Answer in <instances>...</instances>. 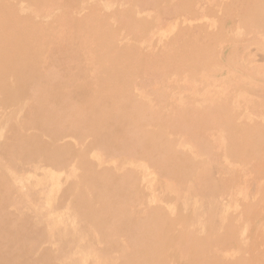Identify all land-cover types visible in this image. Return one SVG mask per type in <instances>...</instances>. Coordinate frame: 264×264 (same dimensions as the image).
<instances>
[{"label":"rangeland","instance_id":"1","mask_svg":"<svg viewBox=\"0 0 264 264\" xmlns=\"http://www.w3.org/2000/svg\"><path fill=\"white\" fill-rule=\"evenodd\" d=\"M6 2L16 4L22 19L29 17L59 37L79 34L69 28L90 16L105 20L101 31L110 32L114 45L136 59L124 87L126 97L158 112L146 130L158 132L178 157L188 159L187 173L179 180L171 169L123 148L119 138L111 147L117 150L109 152L89 133L80 137L61 132L54 139L42 127L28 125L34 101L27 95L14 104L0 103V177L7 180L10 199L5 212L35 232L36 248L29 256L33 264H48L46 256L52 264L124 262L120 248L104 242L76 211L75 197L82 187L80 152L96 172L133 176L137 220L158 211L175 222L164 264H187L194 242H207L201 252L204 262L264 264V148L253 149L257 141L264 143V22L245 21V1L56 0L39 10L29 0ZM176 42L183 46L178 54L185 62L179 69L164 58ZM43 47L41 70L47 72L52 60L61 68L78 65L86 70L81 77L72 74L78 84L88 83L93 94L106 89L107 75L93 67L99 52L73 56L52 41ZM73 90L62 88L64 93ZM114 112L120 116L123 108ZM14 132L70 156L58 164L46 159L44 149L35 148L24 157L7 148Z\"/></svg>","mask_w":264,"mask_h":264},{"label":"bare ground","instance_id":"2","mask_svg":"<svg viewBox=\"0 0 264 264\" xmlns=\"http://www.w3.org/2000/svg\"><path fill=\"white\" fill-rule=\"evenodd\" d=\"M5 1L0 4V103L14 104L27 95L34 101L31 122L28 125L42 127L43 131L52 138H57L61 132H73L80 137L89 133L94 136L95 144L106 147L109 152L117 150L111 147L115 145L114 139L117 141L119 138L123 148L134 149L161 168L171 169L170 173L179 180L185 177L188 159L178 157L168 143L159 137L158 132L152 133L146 130V125L160 114L153 113L139 102L126 97L124 87L127 88V76L135 66L133 59L135 61L136 59L131 56L132 54L129 55L128 52L114 45L110 32L101 31V28L107 27L105 20L90 16L85 23L69 28L78 30L79 34L73 35L70 32L67 36L59 37L49 34L48 31L51 30L49 27L32 24L34 22L29 20V17L22 19L24 16L22 18L19 16L20 10L17 14L16 4L14 7L7 5L9 2L5 4ZM29 1L36 10H39L45 4L48 5L56 0ZM147 1L152 2V0ZM153 1L157 2V0ZM244 1L245 21L264 22V0ZM122 25L130 26L124 23ZM61 26L64 28L65 23H61ZM38 31L44 34L37 36L35 32ZM51 41L58 42L62 52L66 48L69 49L73 56L87 52L94 57V53L99 52L96 66L93 67L102 68L107 75L106 89L93 94L88 83L78 84L72 74L81 77L86 71L78 65L61 68L52 60L50 65H53L47 72L41 70L45 54L43 48L46 47H43V43L47 45ZM171 46L172 49L165 53V64L171 61L179 69L185 64L178 54L183 46L180 42ZM106 49H109L111 54L106 52ZM140 57L137 55V58ZM151 61L154 62V59ZM109 65L112 66L110 72ZM154 67L152 66L151 69ZM10 77L14 78L12 83L9 82ZM64 86H72L73 92L64 93L62 91ZM118 106L123 108L120 116L114 112ZM227 128L232 133L235 132L230 121L227 122ZM10 141L7 148L19 152L24 157L30 156L35 148L44 149L46 159L58 164H64L70 156L68 152L59 149L49 150L53 147L40 145L37 141H31L17 132L11 135ZM256 143L257 148H253L255 151L259 146L264 148L263 142ZM76 156L81 169L79 179L82 184L75 197L77 213L91 223L104 242L109 243L111 247L120 248L123 264H164L165 248L171 243L168 234L175 222L172 223L167 216L158 211H153V215L140 222L133 211L138 197L133 176L127 174L118 177L107 170L96 172L84 152ZM9 201L7 180L0 177V264H33L29 256L36 248L35 232L29 223L15 221L5 212V206ZM122 233L126 234L123 235L124 238L121 236ZM225 235L222 237L226 238ZM121 240L127 242L125 246L122 245ZM205 244L194 242L188 248L191 249V255L188 259L189 263L186 261L187 264H221L204 262L201 259V252L206 248ZM183 246L186 244L183 243ZM45 256L46 254L43 258ZM46 260L48 264H52L47 256ZM99 264L104 262L99 261Z\"/></svg>","mask_w":264,"mask_h":264}]
</instances>
